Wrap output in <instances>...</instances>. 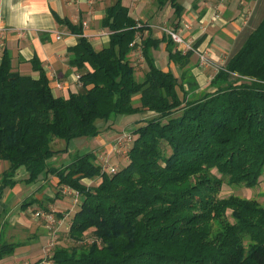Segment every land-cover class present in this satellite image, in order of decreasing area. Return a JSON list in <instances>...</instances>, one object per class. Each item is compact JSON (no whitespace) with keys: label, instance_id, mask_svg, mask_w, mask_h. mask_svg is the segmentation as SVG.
Returning a JSON list of instances; mask_svg holds the SVG:
<instances>
[{"label":"trees","instance_id":"1","mask_svg":"<svg viewBox=\"0 0 264 264\" xmlns=\"http://www.w3.org/2000/svg\"><path fill=\"white\" fill-rule=\"evenodd\" d=\"M154 1L159 9L171 7L177 30L182 0ZM60 23L77 34L67 48V64L80 82L76 90L54 94L36 57L30 60L36 77L13 70L9 52L0 57V161L7 162L0 192L54 176L56 192L66 186L78 200L66 234L71 244L53 245L46 260L264 264V204L219 196L224 179L252 187L264 176V14L240 35L207 91H195L187 69L193 52L178 49L168 33L153 37L151 25L122 0L104 9L99 25L108 39L99 48L82 22ZM161 43L168 64L181 73L156 63L153 51ZM137 46L146 63L141 78L130 57ZM144 111L150 116L136 120L127 159L114 172L92 150L54 164L71 140L98 136L99 121L111 127L117 115ZM59 140L64 146L53 147ZM20 168L25 175L17 179ZM57 198L64 197L30 196L23 208L37 203L48 211ZM22 242L2 239L0 229V260Z\"/></svg>","mask_w":264,"mask_h":264},{"label":"crops","instance_id":"2","mask_svg":"<svg viewBox=\"0 0 264 264\" xmlns=\"http://www.w3.org/2000/svg\"><path fill=\"white\" fill-rule=\"evenodd\" d=\"M122 1L129 6V11L135 18L148 22L152 30V26L156 23L154 17L156 15L158 17V10H160L154 0H150L154 3V8L150 13L147 12L148 14L146 11L142 13L133 11L137 5L142 7L143 0ZM111 2L112 0H0V17L6 27L0 46V57L3 51L9 52L12 69L34 77L38 75V71L32 68L30 60L32 57H36L49 77L52 87L54 80L64 84L63 89L53 87L54 94H66L68 90H76L77 87L73 88L77 82L74 71L67 64V48L76 42L77 34L61 24L60 20L67 19L72 23L87 22L88 27H83L84 34L88 36L93 45L94 43L104 44L108 35L92 38L89 35L98 33L97 30L101 28L98 24L99 20L103 16L105 7ZM182 4L184 6L183 13L176 20L179 21L178 29L185 37H191L198 41V48L206 51L210 57L209 64L201 65L197 55L191 56V64L187 69L197 82H199L198 76L204 75L205 71L209 69L208 66H212L213 72L209 75L210 81L217 68L233 50V45L242 39L240 35L246 31L247 27L253 29L264 14V0H182ZM170 19L175 22L172 11ZM185 25L187 26L185 27ZM101 29L102 32L107 31ZM58 33H60V38H56ZM152 36L156 37L153 32ZM155 51L157 50L153 51L154 57ZM133 53L132 51L130 57L133 56ZM155 61L161 66L156 57ZM161 67L168 69V66ZM170 68L177 69V74H179L178 70H182L172 65ZM63 91L65 92L62 93ZM146 113L149 115L150 111ZM134 116H131L133 121L137 118ZM69 151L70 148L67 147V151L61 153V156L67 155ZM4 162L0 161V171L7 167ZM24 175L25 171L20 168L15 177L21 179ZM50 178L52 181L56 180L53 179L54 176ZM84 180L88 181V179ZM43 182V178L31 184L18 181L14 186L6 187L0 192L2 239L15 240V237L11 238L14 234V228L24 223L27 210L33 208L30 205L23 208V202L30 196H35L38 200L42 199L39 197V193H36ZM37 184L36 191L35 186ZM23 190L26 192L23 193ZM32 192L35 193L32 194ZM57 200L59 199H56L53 203L54 206L50 205L49 208L55 210ZM41 207L38 205L37 210L35 209L36 212H39ZM17 240L23 241L22 244L14 250L13 254L2 258L0 264H29L32 253L41 250L39 247L33 249V243L28 239L18 238Z\"/></svg>","mask_w":264,"mask_h":264},{"label":"rangeland","instance_id":"3","mask_svg":"<svg viewBox=\"0 0 264 264\" xmlns=\"http://www.w3.org/2000/svg\"><path fill=\"white\" fill-rule=\"evenodd\" d=\"M132 1H136V0H132ZM153 8H154L153 2H150V0H143L142 7L141 6L139 7L137 5L135 9H133V11H135L136 13H140V12L142 13L146 11V14H148L150 13L151 10H153ZM158 11H159V14L157 13L158 17L157 15L154 17L156 23L152 26V32L156 37H160L164 32L166 33V29L173 28L172 20L170 19V13L172 9L170 10V7L166 5L163 9H160ZM101 28L97 30L98 33H96L95 35L90 34L89 37L92 38L94 36L105 35L102 32ZM140 41L141 40L137 39L138 44ZM236 43L233 45L234 47ZM102 44L103 43H94V46L96 48H99L100 46H102ZM180 45L182 44H176L177 48ZM133 52L134 53L132 54L133 56H131L132 59L131 61L135 65L136 76L141 78L143 74V69L144 67H146V63L143 59V55L141 53L139 46L135 47L133 49ZM155 54H156L155 57L159 61L161 66L170 67V64H168L167 61V52L164 48L163 43L160 44V47L157 49V51H155ZM194 55L196 56L195 53ZM208 68L209 69L205 71L204 75L198 76L199 82H197L196 80L198 86L196 87L195 91L209 90V86L207 83L209 81V77H210L209 75L213 72V67L208 66ZM173 71L177 74V69L173 68ZM178 73H181V71L178 70ZM205 83L206 85H204ZM63 85L64 84H62L61 87H55L53 84V87L57 89H63ZM75 87L77 88L79 87L78 82H76L73 88ZM199 87H203V88H199ZM65 91H63L62 93H64ZM146 112L148 111L140 112V114L134 116L137 117L134 121L131 119L133 117H129L128 115H117L115 116L113 125L111 127L108 124L106 126L105 123L99 121L98 125L100 128V133L98 136L90 137V138L87 137L76 138L71 140L66 145V147L70 148L69 153L65 156H61V154H58L57 158L53 161L54 164L60 165L63 162L69 161L74 156L75 153H82L87 150H92L96 155V161L103 163L105 162V159H107V161H109V164L113 165L117 169L119 166L124 164L127 159L126 154H127V150L129 149L132 143V137H133L132 129L136 124V120L141 118L145 119L146 117L150 116V114L148 115V113ZM52 146L53 147L55 146V148H62L64 146V141L59 140V142L52 143ZM4 163H6L7 165V162ZM53 181L52 178H44V182L41 184L42 186L39 188V191H37L38 184L35 186V190L37 191L36 194L39 193V197H45V196L57 197L58 195L59 197H64V198L62 200L56 201L55 204L56 206L54 207L55 210L49 208L48 211H45L42 208H40L39 212L38 211L36 212L37 210L36 207H38V205L36 203L35 205L33 204L30 205L33 208H31V210H27L26 212L27 217L24 220L22 219L24 223H22L21 226L17 225V227L14 228L13 230L14 234L11 237V238L15 237V240H17L18 238L23 240L28 239L30 240V242L33 243L32 245L33 249L36 247H39L41 249L38 252L32 253L30 257L31 264L34 263L35 261L39 262L41 260L45 261L44 264H50V262H48V260L46 259L47 256L50 254L53 245L71 244V241L67 238L66 234L68 233L72 213L77 209L78 200H76L77 198L76 194L66 186H64L59 191L60 193L59 195V193L56 192V188H55L56 186L53 185ZM23 191H24L23 193L26 192V190ZM34 193L35 192H32V194ZM229 194H234L245 198H255L260 203L264 204V176L257 185L252 187L244 186L243 184H239V183H229L226 181V179H224V183L222 184L221 189L219 191V196L225 197L228 196ZM44 204H48V203L44 201L43 205ZM70 205L71 208H69ZM56 211H58L57 213H59L61 216H57L59 214H57Z\"/></svg>","mask_w":264,"mask_h":264},{"label":"built area","instance_id":"4","mask_svg":"<svg viewBox=\"0 0 264 264\" xmlns=\"http://www.w3.org/2000/svg\"><path fill=\"white\" fill-rule=\"evenodd\" d=\"M186 26L187 25H185V27ZM82 27L87 28L88 23L83 21ZM5 31H6V27L3 25L2 18L0 17V46H1L2 38L4 36ZM103 33L107 35L108 31L103 32ZM166 33H168L171 36V38L173 39V41L176 44H182L183 45V46L182 45L178 46V49H180L182 52H185L187 50H191L193 52V54L195 53L197 55V59H198L199 64L207 65L210 63V57H209L208 53L204 50L199 49L198 45H195L196 40H194V38L185 37L182 34L181 30H179V29L174 30L173 28H169V29H166ZM56 38H60V33H58L56 35ZM74 76H75V80L78 83H80L79 79H78V75L76 73H74ZM61 86H62V83L56 80L55 81V87H61ZM124 135H126V134H124ZM119 141H120V138H119ZM117 146H119V145H117ZM106 161H107V159H105V162H103L102 164H105ZM115 170H116V167H114L112 165L109 166L110 172H114ZM44 262H45L44 260H41L39 263H32V264H44Z\"/></svg>","mask_w":264,"mask_h":264}]
</instances>
